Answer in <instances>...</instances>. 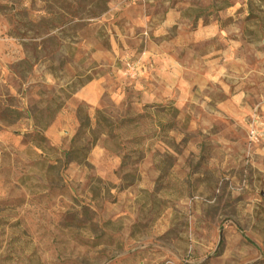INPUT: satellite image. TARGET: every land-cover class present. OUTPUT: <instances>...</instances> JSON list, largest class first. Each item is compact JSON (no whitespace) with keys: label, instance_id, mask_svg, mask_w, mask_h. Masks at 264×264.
I'll return each mask as SVG.
<instances>
[{"label":"rangeland","instance_id":"1","mask_svg":"<svg viewBox=\"0 0 264 264\" xmlns=\"http://www.w3.org/2000/svg\"><path fill=\"white\" fill-rule=\"evenodd\" d=\"M257 119L264 0H0V264H264Z\"/></svg>","mask_w":264,"mask_h":264},{"label":"built area","instance_id":"2","mask_svg":"<svg viewBox=\"0 0 264 264\" xmlns=\"http://www.w3.org/2000/svg\"><path fill=\"white\" fill-rule=\"evenodd\" d=\"M133 68L129 67V71ZM247 135L252 141H264V120L257 119L254 120L247 129Z\"/></svg>","mask_w":264,"mask_h":264}]
</instances>
